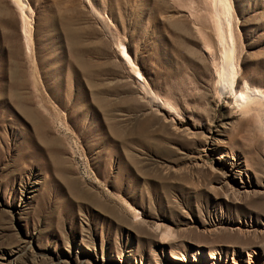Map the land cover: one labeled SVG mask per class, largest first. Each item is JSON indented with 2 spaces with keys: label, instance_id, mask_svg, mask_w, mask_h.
<instances>
[{
  "label": "rangeland",
  "instance_id": "374dc122",
  "mask_svg": "<svg viewBox=\"0 0 264 264\" xmlns=\"http://www.w3.org/2000/svg\"><path fill=\"white\" fill-rule=\"evenodd\" d=\"M15 2L0 0V264H264V106L242 114L217 86L222 29L237 88L264 94V0Z\"/></svg>",
  "mask_w": 264,
  "mask_h": 264
},
{
  "label": "bare ground",
  "instance_id": "6f19581e",
  "mask_svg": "<svg viewBox=\"0 0 264 264\" xmlns=\"http://www.w3.org/2000/svg\"><path fill=\"white\" fill-rule=\"evenodd\" d=\"M15 1H16L15 3H17L18 7L20 6V8L24 11V12L22 11L23 14L26 12V10L28 11L31 9L29 4L26 2V0H15ZM220 1L221 0H215V3L219 4V3H221ZM222 5H223V2H222ZM224 6H225V4H224ZM218 8H219V6H218ZM221 9H220V11H222ZM220 13H222V12H219V14ZM227 16H228V14H227ZM220 18H221V16H220ZM228 28H229V26H228ZM220 32H221L220 33V40L222 42V50H221V57H220L221 58L220 66L218 67L219 69H217L218 70L217 71V73H218L217 86L219 87V89L222 93L225 92V93H228L232 96V99L234 101V105L238 108V110L242 114L243 113L248 114V115L252 114V115H255L256 119H257L258 117H260L261 111H262L261 108H263V106H264V94L258 87L252 86L246 80H244L241 88H237V70H236L235 61H234V59H235V44H234V41L232 38V34L229 32L228 35H226L222 31V29ZM120 55L122 56V58L127 63H132V60H131L129 54L127 53V51L125 50V48L122 47L120 49ZM133 74L136 77V79L140 82V88H141L142 92L151 101L157 103V105H159L160 107H162L168 111L173 110V106L168 101L161 99L152 90V88L149 86V84L144 81L143 76L139 70L135 69L133 71ZM208 145H211V142H209Z\"/></svg>",
  "mask_w": 264,
  "mask_h": 264
}]
</instances>
